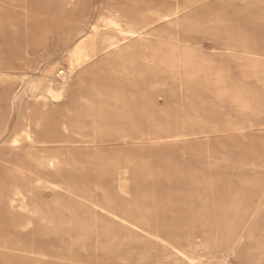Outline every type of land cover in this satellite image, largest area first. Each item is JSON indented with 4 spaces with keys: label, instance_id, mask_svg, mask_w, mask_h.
I'll return each mask as SVG.
<instances>
[{
    "label": "rangeland",
    "instance_id": "rangeland-1",
    "mask_svg": "<svg viewBox=\"0 0 264 264\" xmlns=\"http://www.w3.org/2000/svg\"><path fill=\"white\" fill-rule=\"evenodd\" d=\"M0 5V264H264V0Z\"/></svg>",
    "mask_w": 264,
    "mask_h": 264
},
{
    "label": "bare ground",
    "instance_id": "bare-ground-1",
    "mask_svg": "<svg viewBox=\"0 0 264 264\" xmlns=\"http://www.w3.org/2000/svg\"><path fill=\"white\" fill-rule=\"evenodd\" d=\"M24 1V0H23ZM24 3V2H23ZM15 5V4H14ZM18 5V4H17ZM1 6V5H0ZM25 6V5H24ZM25 8V7H24ZM173 11V10H172ZM167 19V18H166ZM163 20V19H162ZM168 23V22H167ZM170 24V23H169ZM148 27V26H147ZM153 30V29H152ZM155 32V31H154ZM128 33V32H127ZM138 33V32H137ZM148 33H151V32H148ZM144 34H146V33H144ZM147 35V34H146ZM156 35V34H155ZM140 37V36H139ZM149 37V36H148ZM153 37H155V36H153ZM135 38H137V37H135ZM158 38V37H157ZM139 39V38H138ZM148 39V38H147ZM159 39V38H158ZM157 39V41L159 42V40ZM161 40V39H160ZM138 41H140V40H138ZM151 42V41H150ZM143 43H144V45H145V43L146 42H144L143 41ZM157 43V42H156ZM139 44H141V43H139ZM148 44H150V43H148ZM159 44V43H158ZM160 44H161V42H160ZM138 45V44H137ZM143 45V44H142ZM152 45V44H151ZM132 46V45H131ZM161 46V45H160ZM121 47V46H120ZM126 47V46H125ZM145 47V46H144ZM153 47V46H152ZM133 48V47H132ZM131 48V49H132ZM130 49V48H129ZM144 49H146V48H144ZM118 50L120 51V48H118ZM137 50H139V49H137ZM152 50V49H151ZM110 51V50H109ZM117 51V50H116ZM130 51V50H129ZM145 51H147V50H145ZM160 51V50H159ZM127 52V51H126ZM150 52V51H149ZM108 53V52H107ZM120 53V52H119ZM139 53H140V51H139ZM142 53V52H141ZM153 53H154V51H153ZM156 53H157V51H156ZM109 54V53H108ZM113 54V53H112ZM115 54V53H114ZM116 54H118V52L116 53ZM153 55H156V54H153ZM139 56V55H138ZM142 56H143V54H142ZM152 55H150L149 57H151ZM144 57V56H143ZM158 57V56H157ZM165 57V56H164ZM115 58V57H114ZM178 58V57H177ZM139 59H141V58H139ZM143 59V58H142ZM150 59V58H149ZM153 59V58H152ZM173 59V58H172ZM184 59V58H183ZM137 60V59H136ZM144 60H147V59H144ZM163 60V59H162ZM174 60V59H173ZM172 60V61H173ZM192 60V59H191ZM158 61V60H157ZM187 61H188V58H187ZM154 62V61H153ZM176 63L178 62L177 60L175 61ZM189 62V61H188ZM190 62H193V61H190ZM149 63H151L150 61H149ZM162 63V62H161ZM172 63V62H171ZM182 63V62H181ZM148 64V63H147ZM146 64V65H147ZM155 64V63H154ZM167 64V63H166ZM166 64H163V65H166ZM177 64H179V62L177 63ZM184 64V63H183ZM159 65V64H158ZM186 65V64H185ZM184 65V66H185ZM201 65V64H200ZM96 66V65H95ZM186 66H188V65H186ZM152 67H154V65H152ZM158 67V66H157ZM189 67V66H188ZM191 67V66H190ZM155 69H156V67H155ZM196 69V68H195ZM137 70H138V67H137ZM197 70V69H196ZM198 72H199V69H198ZM201 72V71H200ZM157 83V82H156ZM158 85V84H157ZM149 86V85H148ZM147 86V87H148ZM152 86H154V83H153V85ZM97 95V94H96ZM100 94H98V96H99ZM102 96V95H101ZM100 98V97H99ZM102 100V99H101ZM101 102V101H100ZM104 102V101H103ZM106 104V103H105ZM134 124V123H133ZM157 124V123H156ZM135 125V124H134ZM62 129L66 132V130H68V127H66V126H63L62 127ZM154 131V130H153ZM159 135H160V133H159ZM170 135V134H169ZM174 135V134H173ZM161 137V136H160ZM125 164V163H124ZM124 164H122V166H126V165H124ZM216 166V165H215ZM224 166H226V165H224ZM130 167H131V165H130ZM219 167V166H218ZM126 168H127V166H126ZM221 168V167H220ZM131 169V168H130ZM123 170V169H122ZM214 170V169H213ZM216 170H218V169H216ZM124 171H125V169H124ZM134 171V170H133ZM138 173L137 174H139V173H146V174H149V172H148V170H146V168H138ZM181 171V170H180ZM219 171V170H218ZM116 173H114V175H115ZM119 174V173H118ZM180 175V174H179ZM178 176V175H177ZM192 176V175H191ZM191 176H189V177H191ZM113 177V176H112ZM179 177V176H178ZM182 177V176H181ZM132 178H133V176H132ZM171 178H173V177H171ZM183 178V177H182ZM192 178V177H191ZM197 178V177H196ZM113 179V178H112ZM116 179V178H115ZM179 179V178H178ZM190 179V178H189ZM194 179V178H193ZM169 180H170V178H169ZM114 181V180H113ZM180 181V180H179ZM132 182V181H131ZM134 182H136V181H134ZM194 182H195V180H194ZM115 183V182H114ZM118 183V182H117ZM126 183V182H125ZM124 184V183H123ZM131 184V183H130ZM139 184V183H138ZM193 184V183H192ZM134 185H135V183H134ZM159 186V185H158ZM116 187V186H115ZM162 187V186H161ZM119 188V187H118ZM155 189V188H154ZM54 190V189H53ZM102 190V189H101ZM108 190V189H107ZM123 190V189H122ZM57 191V190H56ZM126 191V190H125ZM146 191H147V189H146ZM228 191V190H227ZM234 191V190H233ZM133 192V191H132ZM101 193V192H100ZM150 193V192H149ZM231 193H232V191H231ZM18 194V193H17ZM102 194V193H101ZM109 194V193H108ZM110 194H111V192H110ZM121 194V193H120ZM237 194V193H236ZM235 194V195H236ZM56 195V194H55ZM111 196V195H110ZM200 196V195H199ZM197 197V198H194V197H189V200L190 201H195V200H197L198 201V203H200V206L202 207V206H217V204L219 203V202H221V201H223L224 200V198L223 197H221V195H214L213 194V196L212 197H209V198H206V197H202L201 198V196L200 197ZM117 197V196H116ZM154 197H155V195H154ZM165 198V197H164ZM56 199V198H55ZM99 199H100V197H99ZM103 199V198H102ZM166 200H159L158 202H156V201H154L153 200V202H152V200L151 199H149V197H148V194L146 193V192H144V191H142V189H139V187L138 188H136V190L134 191V193H125L123 196H122V198H121V200H120V203L119 202H117V204H115V206H114V203H113V201H111V199L110 198H108L107 197V194H106V192H105V194H104V200L102 201V202H104V203H102V205H101V207H102V210H105L106 212H121V211H128L132 206V202H130L131 200H135V201H137L138 200V203H137V205L136 206H138V208L139 209H142V210H153V209H170V208H178V207H176V206H181L182 204H184L185 202L184 201H182V199H180L179 198V201H181L179 204H177V201H172V200H168L167 199V197L165 198ZM236 199V198H235ZM156 200V199H155ZM227 201H229L230 202V200H228L227 199ZM119 203V204H118ZM236 204V203H235ZM234 203L232 204V205H235ZM53 205V204H52ZM48 207V206H47ZM133 207H135V206H133ZM51 208V207H50ZM136 208V207H135ZM64 209V208H63ZM135 210H137V208L135 209ZM60 212V211H59ZM145 212H147V211H145ZM153 212H154V210H153ZM157 212V211H156ZM159 212V211H158ZM109 214V213H108ZM112 215V214H111ZM115 215H117V214H115ZM114 215V216H115ZM121 215H123V214H121ZM120 215V216H121ZM152 215H153V213H152ZM113 216V215H112ZM137 216V215H136ZM123 218V217H122ZM125 220V219H124ZM135 220V219H134ZM134 222H136V221H134ZM133 222V223H134ZM139 222V221H138ZM141 223V222H140ZM64 224V223H63ZM139 224V223H138ZM25 225V227H26V224H24ZM23 225V226H24ZM28 225V224H27ZM57 225V224H56ZM133 226H134V228L135 229H139V227L138 226H136L135 224H133ZM40 227V226H39ZM23 228V227H22ZM141 228H142V226H141ZM21 230V229H20Z\"/></svg>",
    "mask_w": 264,
    "mask_h": 264
}]
</instances>
